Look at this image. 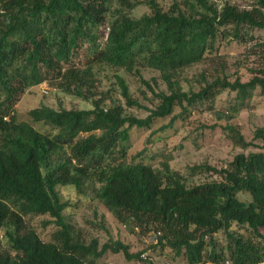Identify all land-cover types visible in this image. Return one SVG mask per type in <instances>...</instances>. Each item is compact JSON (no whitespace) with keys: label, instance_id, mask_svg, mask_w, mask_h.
Returning a JSON list of instances; mask_svg holds the SVG:
<instances>
[{"label":"trees","instance_id":"trees-1","mask_svg":"<svg viewBox=\"0 0 264 264\" xmlns=\"http://www.w3.org/2000/svg\"><path fill=\"white\" fill-rule=\"evenodd\" d=\"M240 1L184 0L185 7L173 4L165 11L156 0H147L149 13L134 19L130 12L138 1L0 0V233L6 241L3 246L0 237V264H94L107 252L151 264L120 241L98 250L96 240L85 244L74 235L64 215L70 205L59 189L72 186L82 193L92 180L98 183L96 198L119 222L153 229V248L168 249L173 258L186 264L264 263L263 251L230 230L232 225L247 228L264 242V151L237 154L219 170L193 166L190 175L213 172L220 180L192 187L168 160L160 168L141 160L126 163L132 128L148 129L176 108L180 112L168 126L197 106L214 110L224 105L219 100L224 93L226 111L215 114L231 119L249 106L257 90L264 95V70L246 82L238 76L207 80L201 74L198 91H184L179 81L183 70L218 58L221 41L246 43L253 39L250 32L264 30V0H252L249 10H240ZM80 50L89 53L83 68L75 60ZM95 64L129 73L149 67L160 73L168 93H156L145 82L157 100L145 118L127 115L121 105L106 110L103 99L92 100L89 110L31 109L32 121L56 130L54 135L15 119L20 95L49 78L64 94L93 99ZM115 80L125 105L141 107L124 79L115 75ZM222 129L236 147L261 143L264 150V127L255 129L250 142L230 124ZM81 133L90 135L79 138ZM241 192L250 202L237 198ZM29 215L51 219L58 230L52 242L26 225L23 217ZM221 231L229 240L228 258L217 248L215 235Z\"/></svg>","mask_w":264,"mask_h":264},{"label":"rangeland","instance_id":"rangeland-1","mask_svg":"<svg viewBox=\"0 0 264 264\" xmlns=\"http://www.w3.org/2000/svg\"><path fill=\"white\" fill-rule=\"evenodd\" d=\"M140 2L131 12L130 17L140 18L149 13L146 4L147 0H131ZM156 2L168 11L173 4L185 7L184 0H156ZM240 10H249L252 7V0L236 2ZM113 8L115 6L113 5ZM109 20V16L106 17ZM106 22L102 29H105ZM106 31V30H105ZM252 40L246 43L236 41H221L219 44L220 56L216 59L206 60L190 66L181 72L180 84L184 91H198L200 75L203 74L207 80H214L215 77L226 76L231 79L240 77L242 82L248 81L253 76H260L264 70V48L259 44L264 43V30L255 29L250 32ZM89 58L88 51L80 50L75 60L81 62ZM84 65H82L83 68ZM92 78L94 97L85 101L81 98L70 96L58 91L52 81L47 79L39 85L31 86L20 95L14 106L15 119L18 122L29 124L36 131L45 135H54L57 131L51 127L32 121L28 112L40 105H45L53 109L64 108L66 110H89L92 109V100L103 99V108L109 109L116 105H121L127 115L138 118H145L149 111L153 109L157 100L152 96L151 91L145 85L149 84L157 92L168 93L165 83L160 77V73L149 67H138V73H129L123 69H113L105 65H92ZM115 75L124 79L129 95L133 101L141 107H127L124 98L120 95V90L115 83ZM262 76V75H261ZM229 96L224 93L219 97L222 104L216 105L214 110H209L205 106H197L189 112L186 117H178L171 126H168L172 116H177L180 112L175 109L173 115L152 121L150 128H132L130 130L129 144L126 163L143 161L145 164L160 168L162 161L168 160L172 171L185 178L188 187L195 185L218 182L220 177L213 172L190 175V169L197 165H207L217 170L226 168L237 154L263 152L261 143L256 147H249L242 150L233 145L227 139L222 126L232 125L242 134L245 141L250 142L256 128L264 127V95L257 90L249 106L241 110L231 119L219 120L215 111L225 112L227 105L225 100ZM204 124L215 128L203 127ZM90 134L81 133L79 138H86ZM145 150L141 156L136 154ZM67 150V149H66ZM135 156V158H134ZM98 183L87 181L82 188V193H78L74 187L67 186L59 189L63 200L70 205L65 210L64 215L67 222L72 225L74 235L89 244L92 240L98 243V250L102 245L111 241H120L129 247L132 254L142 252L141 258L151 264H186L183 258H173L172 252L168 249H155L154 230L150 231L135 228L133 223L124 224L119 222L102 203L96 198L95 190ZM237 198L244 202H250V197L246 193H238ZM26 225L33 229L44 242H52L58 231L54 223L47 216H24ZM234 235L242 237L247 242L264 252V242L255 236L247 228L232 225L230 228ZM264 235V229L260 231ZM2 245L6 246V241L2 238ZM217 248L223 250L225 258H228L227 245L229 240L222 231L215 235ZM94 264H143L137 260H126L122 252L113 254L107 252L101 258L94 261ZM207 264H216L208 262ZM223 264H232L226 259ZM262 264V263H261ZM264 264V263H263Z\"/></svg>","mask_w":264,"mask_h":264},{"label":"built area","instance_id":"built-area-1","mask_svg":"<svg viewBox=\"0 0 264 264\" xmlns=\"http://www.w3.org/2000/svg\"><path fill=\"white\" fill-rule=\"evenodd\" d=\"M155 239H156V238L154 237V242H155Z\"/></svg>","mask_w":264,"mask_h":264}]
</instances>
